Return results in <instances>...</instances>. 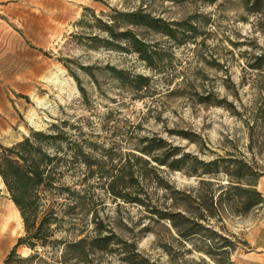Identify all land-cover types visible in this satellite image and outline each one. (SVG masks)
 <instances>
[{
    "label": "rangeland",
    "instance_id": "374dc122",
    "mask_svg": "<svg viewBox=\"0 0 264 264\" xmlns=\"http://www.w3.org/2000/svg\"><path fill=\"white\" fill-rule=\"evenodd\" d=\"M254 1L0 0V146L55 125L71 141L68 154L77 143L90 161L63 179L68 185L87 174L82 203L65 210L68 199L57 194L60 220L46 242L18 244L12 253L25 230L0 176V230L4 219L12 222L0 232V264H131L130 256L147 264H217L195 249L200 232H176L164 217L171 212L234 233L231 264H263L247 240L262 220L259 206L243 212L224 200L205 221L197 217L207 213L203 205L191 211L186 201L217 195L229 183L230 159L264 171V70L254 67L264 54V0ZM138 8L174 29L169 37L130 22L115 27L147 43L150 64L103 29L111 15ZM109 67L148 82L135 89ZM59 147L48 150H67L65 142ZM182 156L180 169L167 165ZM194 158L217 164L205 172ZM95 235L104 238L100 246L90 243ZM80 237L79 246L70 245Z\"/></svg>",
    "mask_w": 264,
    "mask_h": 264
},
{
    "label": "trees",
    "instance_id": "16d2710c",
    "mask_svg": "<svg viewBox=\"0 0 264 264\" xmlns=\"http://www.w3.org/2000/svg\"><path fill=\"white\" fill-rule=\"evenodd\" d=\"M258 1L260 0H255V4ZM116 14L111 15L112 23L104 22L103 29L112 38L121 37L124 39L125 44H128L133 51L139 54L140 58L146 60L149 64L152 59V50L148 48L147 43L130 29L124 28L116 32L114 31L115 27L130 22L149 27L169 37H174V29L168 22L160 17L152 16L151 13L143 9L138 8L128 12L118 11ZM103 41L105 44L112 42L108 38L103 39ZM121 47L124 48L123 45ZM256 59L255 66H253L264 70V54L257 56ZM109 69L121 82L129 84L135 89L142 88L148 82V77L145 75L130 76L126 70L115 67H109ZM258 89L261 91L264 90V87ZM262 102H264V98ZM54 126L47 131L32 130L28 135L11 145L0 146V176L11 200L20 213L25 230V234L17 239L11 253L14 252L15 246L18 244H25L33 248L37 242L41 244L46 242L48 235H50L48 229L51 223L56 224L60 220L58 215L55 214L59 204L55 199L57 194H63L68 199L67 209L65 210H73L82 203L83 190L85 191L88 187L86 184L87 174L77 177L74 181L71 180L72 183L68 185L63 181L66 172L73 169L75 165L83 164L87 168L90 161L83 153L81 145L77 143L74 145L76 148L73 147L74 149H72V154H68L70 139L63 129L54 130ZM62 142L66 143L67 149L63 154L58 155L48 150L55 146L59 150ZM156 146V144L148 145L147 148L151 149ZM64 154L70 155L71 158L66 159ZM186 160L185 156L178 157L167 162V165L173 169H180ZM193 161L200 163L205 172L212 171L213 166L215 167L217 164V160L201 162L194 158ZM229 161L230 163L225 167V172L230 178L229 183L226 186L219 184L221 190L217 195H215L214 190H210L208 191V197L203 195V198L198 201L188 195V198H192V201L197 203L196 205H192L186 199L189 206H191V211L204 207L207 213H204L205 215L198 213L197 217L200 220L206 221L215 217V209L224 200L234 205L239 204L241 206L239 211L243 212L263 202V196L256 188V184L258 177L264 171H259L255 166L241 158H233ZM64 162H69V164ZM164 162L162 160L160 163ZM195 162L190 165L193 170L197 168ZM201 205L203 206L200 207ZM164 217L169 220L171 226L181 236L200 232L203 241L200 245H195V249L203 251L217 264H231L227 253L234 248L233 239L238 238L234 233H229L228 236L223 235L210 226H204L199 221L180 212L167 213V216ZM185 221L190 224L187 228L182 226ZM49 231L51 232L50 229ZM103 239V237L95 235L91 238L90 243L100 246ZM83 240L84 238L80 237L71 242L70 245L79 246ZM242 243L246 244V241L242 240ZM82 254H85V250L79 247L77 256H82ZM129 258L131 264H147V262L144 263L135 257L130 256Z\"/></svg>",
    "mask_w": 264,
    "mask_h": 264
},
{
    "label": "crops",
    "instance_id": "0c3cea01",
    "mask_svg": "<svg viewBox=\"0 0 264 264\" xmlns=\"http://www.w3.org/2000/svg\"><path fill=\"white\" fill-rule=\"evenodd\" d=\"M257 189L261 192L263 196V202L257 206L261 209L262 220L259 222L258 226L253 228L249 234L248 241L251 244V249L258 250L254 252L253 250L248 251L250 253H255L258 256V259L263 261L264 264V179L257 180Z\"/></svg>",
    "mask_w": 264,
    "mask_h": 264
},
{
    "label": "bare ground",
    "instance_id": "6f19581e",
    "mask_svg": "<svg viewBox=\"0 0 264 264\" xmlns=\"http://www.w3.org/2000/svg\"><path fill=\"white\" fill-rule=\"evenodd\" d=\"M11 224H12L11 219L10 220L4 219L3 222L1 223L0 232L2 233L5 229H10L12 226Z\"/></svg>",
    "mask_w": 264,
    "mask_h": 264
}]
</instances>
